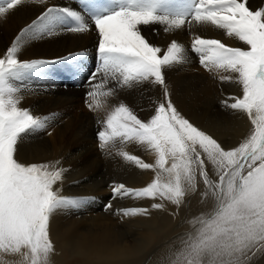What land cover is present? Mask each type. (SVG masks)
<instances>
[{
    "label": "snow or ice",
    "instance_id": "snow-or-ice-1",
    "mask_svg": "<svg viewBox=\"0 0 264 264\" xmlns=\"http://www.w3.org/2000/svg\"><path fill=\"white\" fill-rule=\"evenodd\" d=\"M25 2L2 0L0 18ZM31 2L47 4V0ZM174 4L175 0H81L82 12L47 7L0 55V255L19 256L23 264H48L55 251L51 217L84 202L61 195L57 185L66 169L59 160H20L19 141L44 129L48 117L19 106L21 87L15 82H22L44 63L19 58L25 39L52 35L57 29L83 33L91 30L89 21L98 34L99 59L88 77L90 110L103 107L101 98L115 95L117 88L151 83L163 90V100L148 118H139L121 102L102 122L97 133L101 151L119 144L118 154L125 161L156 173L140 189L111 185L112 198H159L179 206L195 188L199 175L211 204L179 238L171 264H250L254 256L264 254V6L254 10L249 0H181L179 7ZM193 24L212 25L244 46L199 35L191 43L192 53L206 71L235 74L241 86L242 95L230 97L231 103L222 102L246 114L252 125L251 134L236 146L222 144L178 111L170 98L165 69L187 62L185 48L173 39L165 50L152 43L141 27L162 25L167 33ZM130 143L154 153L155 162L146 163L124 151L122 146ZM209 164L217 180L210 179ZM123 215H148V210L126 209Z\"/></svg>",
    "mask_w": 264,
    "mask_h": 264
},
{
    "label": "bare ground",
    "instance_id": "bare-ground-1",
    "mask_svg": "<svg viewBox=\"0 0 264 264\" xmlns=\"http://www.w3.org/2000/svg\"><path fill=\"white\" fill-rule=\"evenodd\" d=\"M249 4L254 10H258L260 7L264 6L262 0H257L255 3L249 0ZM33 5H37L38 8L33 7L32 10H28L26 6L22 7L20 5L5 17L0 18V55L5 52L7 47L11 46L15 37L19 35L24 28L28 27L30 22L32 23L42 12V9H40L42 5L36 3ZM35 9H40V13H37ZM36 13L38 15H36ZM204 26L205 25L202 27ZM141 27L152 43L161 46L165 50L173 39L185 48L187 62L165 69L166 84L170 93V98L178 111L191 123L212 135L222 144L236 146L243 142L247 136L251 134L250 131L252 130V125L246 114L240 113L241 116L237 115L239 118L233 119V117L228 115L216 117L214 115L215 112H212L216 117L214 118L205 113L209 111V109L205 110L201 106V103L203 105V97H206L204 101H209L210 96L219 93L218 87L215 84L217 81L211 76L209 77L202 68L199 69L196 67L199 61L195 59L196 57L191 51L192 40L196 35L204 37L203 32L192 26H190L187 32L184 31L183 28L185 27H183L182 29L172 30L167 33L164 31V27L160 29L157 25H150L146 28L144 26ZM153 28L157 29V31H151ZM211 30L212 29L209 28L205 31L206 34H208L207 38L221 39L222 42L229 46L244 47L241 42L235 40V38L227 37L223 30ZM58 31L61 33L63 29H58ZM48 36L49 35L43 37L37 36L31 39L22 37V39H25V42L19 53V58L24 61H32L41 60V58L53 60L57 59L56 57H64L63 60L77 61L79 57H73L72 52H79V55H83V53L87 54V51H84V47H87L88 44V39L86 37L87 40L83 37L79 38V47L77 49L72 47L71 49H66L64 52H58L57 49H54L55 47L53 48L49 43L45 42ZM97 36L96 34L93 37L97 38ZM72 38L77 42V37ZM68 39L70 40L71 38L68 37ZM85 58L90 60L88 63L90 65L82 68L84 76L74 75L78 81H74L75 83L71 81L69 86L66 85L68 79L64 77L61 71H64V68L69 67V65L71 66V64H65V67L62 70L58 69L57 73L56 68L53 70V68L48 65H40L35 72L27 76L22 82H15L17 86L21 87L19 95L22 97V100L19 106L28 109L33 115L42 118L46 117L48 114L46 127L47 129L50 128V134H52L50 138H47L46 135H40L44 133L41 132L43 129L31 132L33 134L39 132L38 135L42 142L41 148L43 147V149L39 156L35 155L34 157H25L18 152L20 160L25 163H42L59 160L61 167L65 169L67 167H72L71 169H66L64 176L67 177L69 175L68 171L70 170L69 173H72L74 177L80 176L81 178L78 177L80 180L77 181L76 186H66V183H64L61 187V195L81 198L84 202L79 207H66L60 209L51 217L50 238L53 241L55 251L50 254L48 264H64L68 261L71 263L75 259H77L79 264H171V261L175 259L172 253L179 243V238L190 228L191 221L203 213L206 207L205 205V207H201V202L207 199L206 194H200L204 193L202 189L205 185L203 183L200 184L201 179H199L197 175L198 179L195 188L190 189L186 193L183 202L179 206L159 198L136 199L130 197L129 201L124 200L122 207L118 206L114 208L116 210L112 214V216L114 215L113 219L110 218V212H108L107 209L104 210L103 208L105 206L101 204H116L117 201L121 200V197L113 199L112 195L110 196L108 194L111 187L108 189L106 188L110 183L112 185L122 183L128 188L140 189L151 183L156 173L151 170H142L140 168L132 172H130V169H124L123 173L113 175L107 179L110 182L103 186V181L96 183L89 180L88 177L96 173L97 170H95L96 166H90L92 163H95V156L96 158L103 157V161L105 157H111L116 165L122 163H128V165H130L131 162L125 161L122 156L118 154V149L121 147L119 144H117V147H110L105 151H101L98 144H93V140L98 138L96 133L98 130L94 133H92L90 129L87 130L88 126H84V118L88 120V116H85L88 113L84 114L87 111L84 113L79 112V108L81 107L80 104H78L77 101L73 102L74 99L72 97L85 95L88 98V104L91 103L87 95L91 90L87 78L89 77L88 74L93 73L96 68L93 66L94 63L91 59V55L89 56L88 54ZM55 64L56 63L51 66L56 67ZM82 65L85 64H79V66ZM212 72L214 73L216 71L214 70ZM71 73L72 72H70V74ZM73 74H77L76 71L70 76H73ZM215 75L222 77L232 76V81H235V74L232 73L225 72L223 74L222 72H216ZM85 79H87V82H85ZM191 80H194L196 83L201 82V85H203L201 94V96H203L201 98L202 100L195 99L189 93L191 88H189L188 82H192ZM59 83H61L60 85H66V89L62 90L58 88ZM93 83H96V81H93ZM148 84L151 87V97L149 96L146 100L149 104L147 107L148 113L142 111V105L140 104H144L145 102L138 96L136 88L132 87L127 89L117 88L115 95L101 98L103 107L93 111V116H98L100 122H103L109 111L123 102L129 106L139 118H148L153 114L158 102L163 100V90L161 87L151 83ZM108 87H113V83H109ZM141 91L145 93L142 89ZM207 97H209V99H207ZM59 107L61 109L67 108L68 110H75L76 115L80 113L84 114V116L81 115L77 118L68 115L65 117L63 115L66 113L60 110L58 111ZM68 110L66 111L68 112ZM82 124V128L79 129L78 126ZM247 129L248 132H246ZM44 131L48 133L47 130L44 129ZM66 135L70 137V142L68 144L76 146L73 148L69 147ZM26 136H28V134L24 135L22 138ZM22 144L23 141L21 142V145ZM122 147L124 151L140 157L146 163L153 164L155 162V154L148 151L142 145L130 143ZM111 160L109 161L110 163ZM103 161L101 163H103ZM209 171L212 176L216 177L215 170L211 164L209 166ZM66 177H64V179H66ZM216 179H218V177ZM60 184L61 183H59L57 187H59ZM194 190L195 194H193L191 198L195 196V200L191 201L188 205L187 200ZM157 203L162 204L163 207L153 208L152 205ZM118 204H120V202ZM126 209H147L148 215L125 216L123 215V210ZM184 209H186V214L183 215ZM127 223L137 225L136 233H134V236L137 238L133 240V245L131 246L123 242L124 235L128 233L123 226H127ZM148 250L150 253L147 252ZM144 254H148V256ZM143 255L144 258H141ZM0 264H23V261L19 256L0 255Z\"/></svg>",
    "mask_w": 264,
    "mask_h": 264
},
{
    "label": "rangeland",
    "instance_id": "rangeland-1",
    "mask_svg": "<svg viewBox=\"0 0 264 264\" xmlns=\"http://www.w3.org/2000/svg\"><path fill=\"white\" fill-rule=\"evenodd\" d=\"M254 3L257 1V0H252ZM0 2H2V0H0ZM262 2H264V0H262ZM30 3H33V2H31V0H26V2L25 3H23L21 6L22 7H24V6H26L27 8H28V10L30 9V10H32L33 9V7H36V8H38V6L37 5H33V4H30ZM180 3H181V0H175V4H174V6L175 7H179L180 6ZM47 7H57V8H62V7H67V8H70V9H73V10H76V11H78L77 10V8L72 4V3H68L66 0H47V4L46 5H42V7L40 8V9H42L41 11H44ZM40 9H38V10H36V12L37 13H40L39 11H40ZM27 10V11H28ZM26 11V12H27ZM36 13V15H38ZM41 14V13H40ZM39 14V15H40ZM30 24H31V22H30ZM89 24H91V22L89 21ZM90 26V28H91V30L90 31H86V32H83V33H75V32H70V31H67V30H63V32H59L58 31V29L52 34V35H49L48 37H47V39H45V42H47V43H49L55 50L57 49V51L58 52H64L66 49L68 50V49H71L72 47H75V49H77L78 47H79V43H78V40H79V38L80 37H83V38H85L86 40H87V42H88V44H87V47H84V51H87V54L86 53H83V55H79V52H76V53H73L72 52V55H73V57H79V59L77 60V61H74V60H70V61H67V60H63V58H59V57H56L57 59H53V60H51V59H48V60H45V59H42L41 58V60H43L44 61V63L43 64H41V66H44V65H48L49 67H51V68H53V70H55V68H56V73L58 72L57 70L58 69H63L64 67H65V64H71V66L69 65V67H67V68H64V71L62 70H60L63 74H64V77H66L67 79H68V82H67V84L66 85H68L69 86V84L71 83V81L72 82H74V81H78L77 80V78L74 76V75H76V76H80V75H82V76H84L83 75V73H82V68H84L85 66H88V65H90V64H88L89 62H90V60L89 59H86L85 57L89 54V56L91 55V59H92V61H93V63H94V55H96V52H97V44H98V36H97V38H94L93 36L94 35H96L97 34V32H96V30H95V28H94V26L91 24V25H89ZM157 26H159V28L161 29V28H163L164 26H162V25H157ZM161 26V27H160ZM192 27H194V28H197L199 31H202L203 32V35H204V38H207V36H208V34H206V30L207 29H209V28H211L212 30L211 31H213V30H216V28H214V26H212V25H205L204 27H202L203 25H196V24H193V25H191ZM185 28H183L184 29V31H188V29H190V26L189 25H185L184 26ZM200 27V28H199ZM159 29V30H160ZM86 33V34H85ZM75 34V35H74ZM84 35V36H83ZM98 35V34H97ZM206 35V36H205ZM92 36V37H91ZM68 37H70L71 39L69 40L68 39ZM72 37H77L78 39H77V42L76 41H74L73 40V38ZM91 43H94V44H91ZM89 45V46H88ZM59 48V49H58ZM56 51V52H57ZM72 55H70V56H72ZM193 55L196 57L195 59H197L198 60V57L193 53ZM51 57V56H50ZM84 57V58H83ZM85 60V61H84ZM50 61V62H49ZM199 61V60H198ZM54 63H56L55 65H56V67H53V66H51V65H53ZM92 63V62H91ZM57 64H58V66H57ZM76 64V65H75ZM79 64H85V65H82V66H79ZM73 65V66H72ZM199 65L200 64H197V68H202V70L203 71H205V73L210 77H212L214 80H216L217 82H215V84L217 85V87H218V94H215L214 96H210V99H209V97H207V99H209V101H204L205 99L204 98H206V97H203V96H201V94H202V90H203V85H201V82H198V83H196L194 80H191L192 82H190L191 83V85H190V83L188 82V86H189V88H191L189 91V93L191 94V96H193L195 99H197V100H202L203 99V105H202V103H201V106L203 107V109H209V111H206L205 113H207V114H209V115H211V116H213L214 118H216V117H218V116H222V115H228V116H230V117H233V119H236V118H239L238 116H241V112H238V111H235V110H232V109H230V108H228V107H226L225 105H223L224 103H222L223 101H225V100H227L228 101V103H231V102H233L231 99H229L230 97H235V96H240V95H242V89H241V86L236 82V81H232V80H224V79H221V77L222 76H218V75H215V73L216 72H209V71H206L201 65H200V67H199ZM93 66H94V64H93ZM95 67V66H94ZM96 68V67H95ZM76 71V73L77 74H73V76H70L73 72H75ZM70 72H72L71 74H70ZM202 73H204V72H202ZM223 74L225 73V72H222ZM92 73H89L88 74V76H90ZM57 76V75H56ZM215 77V78H214ZM74 78V79H73ZM220 78V79H219ZM88 79V78H87ZM87 79H85V82H87ZM226 81V82H225ZM229 82V83H228ZM75 83V82H74ZM219 83V84H218ZM61 83H59L58 84V88H61L62 90H65L66 88V85H60ZM148 83H145L144 85L143 84H141V85H138V86H135V88H136V91H137V94H138V96L145 102L144 104H140V105H142V111L143 112H147L148 110H147V107L149 106V104H148V102L146 101L148 98H149V96L151 95V87H150V85L148 84ZM227 84V85H226ZM201 86V87H200ZM148 89H147V88ZM224 88V89H223ZM231 88V89H230ZM125 89H127V88H125ZM141 89L145 92V93H143L142 91H141ZM221 90V91H220ZM231 90V91H230ZM140 91H141V93H140ZM130 93L132 94V92L130 91ZM150 93V94H149ZM220 95V96H219ZM224 95V96H223ZM230 95V96H229ZM73 96V95H72ZM141 96H143V97H141ZM201 96V97H200ZM218 96V97H217ZM151 97V96H150ZM203 97V98H202ZM74 100H73V102H78V104H80V108H79V112H81V113H84L85 111H87V112H85L84 114H87V115H85V116H88V120L87 119H85L84 118V120H85V127L86 126H88V128H87V130L88 129H90V130H92V133H94V132H96L97 130L98 131H100V130H102V122H100V118L97 116V117H94L93 115V110H90L89 108H88V98L85 96V95H82V96H75V97H72ZM86 98H87V100H86ZM202 98V99H201ZM151 99V98H150ZM87 101V102H86ZM213 101V102H212ZM212 105V106H211ZM218 105V106H217ZM201 107V108H202ZM221 109H223V110H221ZM62 111L63 113H66V114H64L63 116H65V117H67L68 115L70 116V117H77V118H79V116H84V114H80V113H78L77 115H76V112H75V110H68L67 108H58V111ZM66 110H68V112L66 111ZM83 111V112H82ZM149 112V111H148ZM147 112V113H148ZM215 112V116L213 115V113ZM227 112V113H226ZM75 113V114H74ZM89 113H90V115H89ZM71 114V115H70ZM234 114H235V116H234ZM62 115V114H61ZM238 115V116H237ZM47 116H48V114H47ZM46 116V117H47ZM90 116H91V118H90ZM40 117V116H39ZM42 118V117H41ZM61 119V118H60ZM141 119H143V118H141ZM93 120V121H92ZM96 121V122H95ZM87 122H88V124H87ZM93 123V124H92ZM82 126H83V124L81 125V126H78L79 127V129L80 128H82ZM75 127V126H74ZM44 129L45 130H47L48 131V133H45V131H44ZM43 130H41V132L44 134H40L41 136H45L46 135V137L47 138H50L51 136H52V134H50V128L49 129H47V127H45ZM246 132H248V129L246 130ZM251 132V131H250ZM96 133H98V132H96ZM39 132H37V134H33V133H31V134H28V136H26L25 138H22L21 139V141H20V143L18 144V152H19V154L20 155H22V156H25V157H28V156H39L40 155V152H41V150L43 149V147L41 148V146H42V142H41V139L39 138ZM50 134V135H49ZM66 139H67V144L70 142V137H69V135H66ZM38 140V141H37ZM96 140V141H95ZM95 140H93V144H98L99 145V140H98V138H95ZM23 141V144H25V145H21V142ZM25 141V142H24ZM39 145V146H38ZM69 145V147H71V148H73L74 146H76V145H73V144H68ZM21 146V147H20ZM28 147H29V149H28ZM21 148V149H20ZM100 157H98V158H96V156H95V163H92V165H90V166H93V167H95L96 166V168H95V170H96V173H94L92 176H89L88 178H89V180L90 181H94V182H96V183H98L99 181H103V184H102V186L104 185V184H106L107 185V183H109L110 181H108L107 179H109L110 177H112L113 175H116V174H121V173H123L124 172V169L125 170H127V169H130L129 171L130 172H132V171H134V170H137L139 167H137L135 164H133V163H131L130 165H128V163L127 164H124V163H122V164H120V165H116L115 164V162H114V160L111 158V157H105L104 158V161H103V157H101L100 159H99ZM113 160H111V159ZM108 159V160H107ZM103 161V163H101L102 161ZM111 160V163L109 162ZM106 164V165H105ZM112 164V165H111ZM115 164V165H114ZM132 165V166H131ZM136 166V167H135ZM209 166H210V164L208 165V170H209ZM72 168V167H71ZM70 167H67L66 169H71ZM104 168V169H103ZM121 168V169H120ZM102 170V171H101ZM122 170V171H121ZM109 171V172H108ZM119 171V172H118ZM70 172V170L68 171V178L66 177V176H64V177H66V179H63V181L62 182H60L61 184H60V188L62 187V185H64V183H66V186L68 185V186H76L77 185V181L78 180H80L81 178H80V176H76V177H74V175L71 173H69ZM100 173V174H99ZM67 174V173H66ZM103 174V175H102ZM99 176V177H98ZM106 176V177H105ZM80 179H79V178ZM108 177V178H107ZM209 177H210V179H213V180H217L216 178H217V176L216 177H214V176H212L211 175V173H210V171H209ZM212 177V178H211ZM94 178V179H93ZM98 178V179H97ZM105 178H106V180H105ZM198 178L199 179H201V181H200V184H202L203 183V180H202V178L201 177H199V175H198ZM197 178V179H198ZM96 180V181H95ZM70 181V182H69ZM75 181V182H74ZM108 181V182H107ZM68 182V183H67ZM196 183H197V180H196ZM204 184V183H203ZM110 186L112 185L111 183L109 184ZM108 185V187L106 188V189H108L110 186ZM205 189H206V186H204L203 187V189H202V191L204 190V193H200L201 195H203V194H205L206 192H205ZM206 191H207V189H206ZM111 193V194H110ZM108 194L111 196L112 195V189L108 192ZM193 194H195V190L192 192V194H190V196H189V199L187 200V204L189 205L190 203H191V201H193V200H195V196H193V198H191L192 197V195ZM206 197H207V199H205L204 201L206 202H204V201H202L201 202V207L202 206H208L207 208L205 207L204 208V211L203 212H205V211H207L208 209H209V207H210V204H211V198H210V194L209 195H206ZM129 196H128V198H127V196H124V197H121V200H119V201H117V203L116 204H111V207H107V205L109 204V203H105V204H101V205H104L105 207L103 208L104 210L105 209H107L108 210V212H110V218L111 219H113V216H112V214L114 213V211L116 210V209H114L115 207H118V206H123V204H124V200L125 201H129ZM120 202V204H118ZM204 202V203H203ZM117 205V206H116ZM191 206V205H190ZM113 208V209H112ZM203 208V207H202ZM184 214H186V209H184V211H183V215ZM107 215V214H106ZM129 224V225H128ZM126 226V225H125ZM125 226H123V228L128 232V233H126L125 235H124V239H123V242H124V244H129L130 246L131 245H133V240L134 239H136L137 237L136 236H134V233H136L135 231L137 230L136 229V227H137V225H135V224H133V223H127V226L125 227ZM131 228V229H130ZM128 229V230H127ZM130 233V234H129ZM128 245V246H129ZM148 253H150V251L148 250L147 251ZM144 255H146V256H148V254H144ZM144 255L143 256H141V258H144ZM140 258V259H141ZM67 264H79L78 263V261H77V259H75V260H73V262H66ZM66 263H64V264H66ZM135 264H137V263H135ZM250 264H264V254H257L256 256H254L252 259H251V261H250Z\"/></svg>",
    "mask_w": 264,
    "mask_h": 264
}]
</instances>
